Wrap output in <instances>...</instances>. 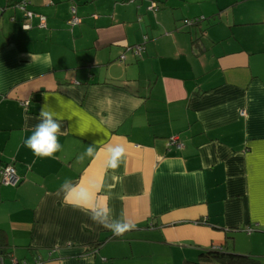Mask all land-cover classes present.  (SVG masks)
Listing matches in <instances>:
<instances>
[{
    "label": "crops",
    "instance_id": "crops-1",
    "mask_svg": "<svg viewBox=\"0 0 264 264\" xmlns=\"http://www.w3.org/2000/svg\"><path fill=\"white\" fill-rule=\"evenodd\" d=\"M45 103L62 149L38 158L23 141ZM7 164L6 264H188L214 248L264 264V0H0Z\"/></svg>",
    "mask_w": 264,
    "mask_h": 264
},
{
    "label": "clouds",
    "instance_id": "clouds-1",
    "mask_svg": "<svg viewBox=\"0 0 264 264\" xmlns=\"http://www.w3.org/2000/svg\"><path fill=\"white\" fill-rule=\"evenodd\" d=\"M61 111L57 110V107L45 103L41 107V119L35 128L32 130L31 135H29L24 141V146L30 149L33 154L38 158H51L61 151L62 145L59 142L58 134L61 128L60 118ZM111 159L108 161V166L115 168L118 166L120 158L123 156L125 149L123 146L110 147L108 149ZM93 154L92 147H89L86 151V155L91 156ZM64 190L71 191L69 182H65L62 186ZM111 227L117 234L122 233L127 227V224H113Z\"/></svg>",
    "mask_w": 264,
    "mask_h": 264
},
{
    "label": "built area",
    "instance_id": "built-area-1",
    "mask_svg": "<svg viewBox=\"0 0 264 264\" xmlns=\"http://www.w3.org/2000/svg\"><path fill=\"white\" fill-rule=\"evenodd\" d=\"M17 8H19L21 11L24 12V16L27 19H31L34 16L33 12H31L30 10H28L26 8V5L24 2H20L17 5ZM150 9L157 11L158 7L156 6V4L153 3ZM71 13L73 16L69 20V23L75 24V23L79 22V19L75 17L74 7L71 9ZM39 18H40V22L43 23L45 21L44 16H39ZM183 23L187 25V24H190L191 21L184 19ZM28 27H29L28 24H24V28H28ZM133 51L135 54L140 56L142 48L140 46H136ZM120 58L122 60L124 58V56L122 55ZM25 104H27V102H25ZM167 144L170 147L174 146L176 149H182L183 148V143L178 139V137L176 135L170 136L167 140ZM0 181L4 184L10 185V186H16L20 182V177L15 172L13 165L7 164V165L0 168ZM0 264H6L5 256L3 254V249L1 247H0ZM10 264H18V262H16L15 260H10Z\"/></svg>",
    "mask_w": 264,
    "mask_h": 264
},
{
    "label": "trees",
    "instance_id": "trees-1",
    "mask_svg": "<svg viewBox=\"0 0 264 264\" xmlns=\"http://www.w3.org/2000/svg\"><path fill=\"white\" fill-rule=\"evenodd\" d=\"M19 3L20 2H16L14 4V7H17ZM187 20L191 21V23L187 25L189 26L196 25L199 22H202L204 20V17H197V18H192V19H187ZM136 46H140V45H135L132 48H130V50L133 51ZM140 47L142 48V46ZM136 56L140 57L141 53H140V56L137 54ZM206 259L209 260L207 264H261L260 261L254 257L247 256V255H241V254H235V253L221 252L217 248H214L212 250H208L202 253L201 257L196 262H189L188 264H206L205 263Z\"/></svg>",
    "mask_w": 264,
    "mask_h": 264
},
{
    "label": "rangeland",
    "instance_id": "rangeland-1",
    "mask_svg": "<svg viewBox=\"0 0 264 264\" xmlns=\"http://www.w3.org/2000/svg\"><path fill=\"white\" fill-rule=\"evenodd\" d=\"M258 56V55H257ZM260 56V55H259ZM256 58H260V57H256Z\"/></svg>",
    "mask_w": 264,
    "mask_h": 264
}]
</instances>
